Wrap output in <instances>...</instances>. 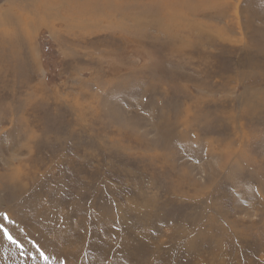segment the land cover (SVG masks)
Returning a JSON list of instances; mask_svg holds the SVG:
<instances>
[{"label": "rangeland", "instance_id": "obj_1", "mask_svg": "<svg viewBox=\"0 0 264 264\" xmlns=\"http://www.w3.org/2000/svg\"><path fill=\"white\" fill-rule=\"evenodd\" d=\"M220 2L5 50L0 224L23 252L0 264L34 244L42 264H264V0Z\"/></svg>", "mask_w": 264, "mask_h": 264}, {"label": "bare ground", "instance_id": "obj_2", "mask_svg": "<svg viewBox=\"0 0 264 264\" xmlns=\"http://www.w3.org/2000/svg\"><path fill=\"white\" fill-rule=\"evenodd\" d=\"M2 3L3 4L0 5V32H2L0 33V66L4 64L5 54H7L5 53L6 49H9V55L13 52V56L10 55V57L13 58L14 61L23 60L22 53L25 44L27 45L26 48L31 51L33 50L30 45V37L35 33L36 29L42 25L48 27L54 34V22H61L60 25L63 24L64 26L63 32L68 35H73L72 31L75 32L76 29L80 30L79 27L82 26V23L84 24L85 21H81L80 19H82L85 14H101L102 12L110 14H168L170 19L175 20L176 23L181 25L186 21L187 17L195 18L200 15L205 16L210 9L222 5L220 0H4ZM65 5L70 9L67 10L65 14H61V11L66 8L64 7ZM102 16L103 20L109 18L106 14H103ZM123 21L124 20H122V23ZM2 27L6 28L2 30ZM55 33L62 32L56 31ZM56 36H58V34ZM15 64V69H12V72H16L14 78H17V72L19 69L16 68H20V64H17L16 62ZM29 98L31 99V97ZM31 139L29 140L30 142ZM26 143L27 144L24 145V147L30 149L28 142ZM0 238L2 239L1 235ZM4 241L7 240L4 239ZM28 243L29 242H25V246H28ZM0 250L2 251L0 254V260L6 259L9 261H15L18 257H22L19 249L9 242H1ZM44 261L38 254L35 257H24L22 261L23 263L18 260L16 262L17 264H42Z\"/></svg>", "mask_w": 264, "mask_h": 264}, {"label": "snow or ice", "instance_id": "obj_3", "mask_svg": "<svg viewBox=\"0 0 264 264\" xmlns=\"http://www.w3.org/2000/svg\"><path fill=\"white\" fill-rule=\"evenodd\" d=\"M3 219L5 221H7L8 223H12V220L11 218H9L6 214L3 215ZM0 231L3 232V235L5 237V239H7L9 241V243L11 244H14L16 245V247L18 249L21 250V252H23V245L22 243L20 242L19 239L17 238H14L8 231V229L3 225V224H0ZM33 247H36L37 249V252L39 253L40 257L44 258L45 260L48 259V257L45 255V253L41 250V246L37 245V244H34Z\"/></svg>", "mask_w": 264, "mask_h": 264}]
</instances>
